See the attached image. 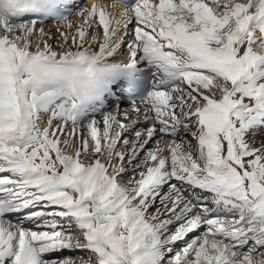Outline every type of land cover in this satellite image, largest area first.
Wrapping results in <instances>:
<instances>
[{"label":"snow or ice","instance_id":"6c2138e0","mask_svg":"<svg viewBox=\"0 0 264 264\" xmlns=\"http://www.w3.org/2000/svg\"><path fill=\"white\" fill-rule=\"evenodd\" d=\"M113 2L0 0V264H264V0ZM117 86L136 120L103 112Z\"/></svg>","mask_w":264,"mask_h":264},{"label":"bare ground","instance_id":"6f19581e","mask_svg":"<svg viewBox=\"0 0 264 264\" xmlns=\"http://www.w3.org/2000/svg\"><path fill=\"white\" fill-rule=\"evenodd\" d=\"M73 1V0H72ZM75 1V0H74ZM93 2V0H79V3L76 4V11H77V8H86L88 7L91 3ZM98 2L100 3H104V4H112V12L115 14L116 16V19L119 20L121 19L120 17V11H122V7H118L116 4L114 5L113 4V1L112 0H98ZM68 20H77V16H76V12L74 14H72ZM62 22H44V23H40L38 24V27H43L45 30H51V33L54 37H56L58 34L56 32V29L58 27H62ZM116 26V25H114ZM132 27H134V25H130L129 26V29H128V32L129 34L128 35H124V31H123V28L121 27L120 28V34L115 38L114 40V43L116 42H119L121 40V37H123V46L120 47L118 49V52L117 54L115 55V59L117 61L119 60H126L127 58V52H128V48H127V45L128 43L130 42V40L132 39V36H131V29ZM56 41H53V43H55ZM118 95L120 94V90L119 89H116ZM110 100H113L112 97H108ZM111 107L110 108H107V109H103V112H111L113 114H116L117 111L119 113V119L123 120L124 119V113L127 112L133 120H136L137 117L135 115L134 112H132V104H133V100H128V99H125L123 96H118V99L116 101H111ZM136 104H140V101H135ZM141 108H143L144 106L143 105H140ZM103 112L101 113H98L97 116H96V119L97 120H101V117L103 115ZM46 119V118H45ZM140 123H138L136 126H135V129L134 130H137V129H145L147 128L149 125L148 124H145L142 122L143 120V117L141 116L140 118ZM125 122H128V121H125ZM101 127H102V124H101ZM69 131H71V126H69ZM133 131H127L124 133V135L128 138V139H133ZM180 135H184L183 132H181ZM261 135H264V130H261L260 133L257 134V137H256V140H257V143H259V140H260V136ZM180 137L178 136L177 139H179ZM170 140L171 137H164L162 140H160V134L157 133V135L153 138V140L149 143V145L147 146L148 148H155L157 146V141L160 140V147L163 148V154L164 155H167V149H166V143H165V140ZM130 147V146H129ZM117 151H125L123 145H118L117 147ZM115 163V161H114ZM131 170L129 168V172L124 176V179L127 180L128 177L131 175ZM175 182V181H173ZM177 183L178 187L181 188L182 190V193L183 195L186 197V198H190V199H193V201H195V196L198 194V190H194L191 186L187 185V184H180L179 182H175ZM164 192H167L168 191V188L165 187L163 189ZM170 206V204H169ZM156 208H160L161 211L163 212V205L160 203L159 200L156 201L154 207L150 208L149 209V213L150 211H154L156 210ZM153 212V213H154ZM160 217H164V218H168V219H172L173 217L169 216V215H161ZM13 221H18L16 219H13ZM23 223V226L27 229V228H30V229H33V230H43L41 228L38 227V225L36 223H32V222H29V221H26L25 219L20 221ZM177 223H173L172 225L169 226V230L171 228H173L174 226H176ZM201 230V229H200ZM200 230L197 231V232H194L192 234H196V233H200ZM192 234H189L185 240L183 241H179L177 242L174 246H173V251L177 250V247L180 245V244H183V243H188L190 242L191 240H193V236ZM72 257L74 259L77 260V264H79V258L80 257H84V258H87V253L86 252H81L80 250H64L62 251L61 253L59 254H53V255H50L48 258L50 260H58V259H61L63 257Z\"/></svg>","mask_w":264,"mask_h":264},{"label":"rangeland","instance_id":"374dc122","mask_svg":"<svg viewBox=\"0 0 264 264\" xmlns=\"http://www.w3.org/2000/svg\"><path fill=\"white\" fill-rule=\"evenodd\" d=\"M153 212H154V211H150V214L153 213ZM154 213H155V212H154ZM160 219H161V220H164V219H168V218L160 217ZM176 227H177V225L174 226L173 228H171L169 231H170V232H174L175 229H176ZM202 232H203V229L200 230V233L192 234V236L195 238V237L199 236ZM194 238H193V239H194ZM186 244H187V243L180 244V245L177 247V250H175V251H179V250L182 249ZM175 251H174V252H175ZM165 264H167V259L165 260Z\"/></svg>","mask_w":264,"mask_h":264}]
</instances>
